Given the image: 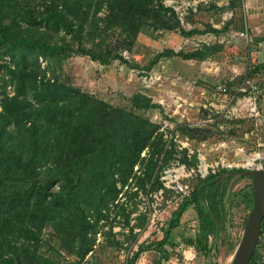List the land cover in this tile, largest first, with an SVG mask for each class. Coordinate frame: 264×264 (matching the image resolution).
Returning a JSON list of instances; mask_svg holds the SVG:
<instances>
[{
  "label": "trees",
  "instance_id": "trees-1",
  "mask_svg": "<svg viewBox=\"0 0 264 264\" xmlns=\"http://www.w3.org/2000/svg\"><path fill=\"white\" fill-rule=\"evenodd\" d=\"M146 25L178 28L186 36L206 31L183 28L174 8L163 0H0V264H63L60 250L84 264L124 186L135 188L125 191L128 198L163 187L160 172L177 153L179 162L197 167V153L188 156L187 148L178 150L172 130L166 129L172 133L167 139L160 123L143 113L161 110L151 97L135 92L130 99L133 109H126L58 77L49 67L52 59L72 55L100 64L119 60L138 66L129 63L121 49L130 48ZM113 34L115 43H106V36ZM212 51L203 45L179 55L203 60ZM171 54V49L156 52L142 69L150 70ZM262 70L264 63L250 68L252 75ZM176 127L184 136L199 131L198 139L205 138L203 130L189 123ZM241 170L221 167L199 178L191 196L172 212L162 238L140 242L126 264H135L152 247L158 252L154 264H164L170 231L191 204L198 231L182 235L183 242L209 259L231 253L238 239L229 243L233 174L214 179ZM245 195L251 206V183ZM115 206H120L128 225L132 210L125 212L123 202ZM140 219L142 225L146 215ZM46 229L54 236L53 250L44 248ZM111 229L108 224L105 234ZM132 230L130 225L129 235L135 238ZM250 261L264 263L259 240Z\"/></svg>",
  "mask_w": 264,
  "mask_h": 264
},
{
  "label": "rangeland",
  "instance_id": "rangeland-1",
  "mask_svg": "<svg viewBox=\"0 0 264 264\" xmlns=\"http://www.w3.org/2000/svg\"><path fill=\"white\" fill-rule=\"evenodd\" d=\"M163 2L174 8L183 28L206 31L186 36L180 33L178 28L154 29L146 25L141 28L130 48L121 49L123 57L138 66H131L119 60L100 64L88 56L72 55L65 59H52L49 64L52 73L126 109H133L130 99L135 92L144 93L160 104L161 110L153 109L143 113L160 123V129L164 130L167 139L171 138L172 133L166 129L172 130L173 141L176 142L178 150L187 148L188 156L197 153V167L179 162L177 153L168 166L163 168L174 169L190 188L199 178H204L209 172H217L221 167L241 168L243 171L264 168V70L254 75L250 72V68L257 63H264V0ZM208 26L222 29V32L217 34ZM244 27H247L253 38L249 44L235 34ZM116 38V34L107 35L105 41L114 44ZM203 45L215 50L203 60L185 59L179 55L182 51ZM164 49H171L172 54L160 58L150 70L142 69L156 52ZM39 61L45 66L42 59ZM247 79L253 81L256 88L251 92L236 93L237 87L242 86ZM237 100H240V103H237ZM250 100L255 101L258 110L256 115L250 114ZM235 107L237 111H233ZM182 122L203 130L201 133L205 138L198 139L199 131L191 138L182 135L176 127L177 123ZM177 163L183 164L184 167H178ZM232 174L228 195L231 215L230 244L237 238L238 243L244 219L251 207L249 200L245 198L251 177L244 173L245 176L241 178ZM133 189V186H124L117 199L110 205L107 224L103 231L96 233L84 264H126L140 242L158 241L162 238L166 223L181 199L171 189L166 188L161 196L158 195L160 187L148 190L147 193L139 192L138 196L128 198L125 191ZM121 202L124 203L125 212L132 210L129 213L128 225L120 213V206H115ZM134 204L136 208L133 207ZM143 213L146 219L140 225V216ZM108 224H112V229L110 233L105 234ZM130 225H133L132 233L135 238L129 235ZM197 231L198 217L191 204L183 213L179 225L170 231L165 245L168 259L177 255L180 260L177 264H228L236 246L231 253L230 250L221 252L219 256H211L210 259L203 254H197L193 248V259H183L182 250L186 248V244L182 235H194ZM44 232V248L55 249L57 246H54L56 244L51 231L46 229ZM261 238L262 236L259 243L264 242ZM115 239L121 243L115 244ZM59 253L63 264H80L75 256L63 250ZM157 256L158 252L152 247L143 251L135 264H154ZM164 264L171 263H167L166 259Z\"/></svg>",
  "mask_w": 264,
  "mask_h": 264
},
{
  "label": "water",
  "instance_id": "water-1",
  "mask_svg": "<svg viewBox=\"0 0 264 264\" xmlns=\"http://www.w3.org/2000/svg\"><path fill=\"white\" fill-rule=\"evenodd\" d=\"M249 174L251 176L252 203L245 219L239 241L228 264H248L259 238L262 236L261 223L264 216V168H253L246 171L226 172L214 180L230 174Z\"/></svg>",
  "mask_w": 264,
  "mask_h": 264
},
{
  "label": "built area",
  "instance_id": "built-area-1",
  "mask_svg": "<svg viewBox=\"0 0 264 264\" xmlns=\"http://www.w3.org/2000/svg\"><path fill=\"white\" fill-rule=\"evenodd\" d=\"M235 34L241 38H243L247 44L251 43L253 38L252 36L248 33V29L247 27H244V29L239 30L238 32H235ZM249 79L246 80V82L240 86L237 87V92H246L249 91L251 92L254 88H256L255 83H253V81L251 83ZM248 83V84H247ZM245 84H247L245 86ZM249 85V86H248ZM237 103H240V100H237ZM250 110L252 111L250 114H258V110H257V106L255 104L254 100H250ZM233 111H237V107L233 108ZM178 165V167H184L183 164H176ZM262 167V166H260ZM160 178L162 179V183H163V187H160V189L157 191L158 195H162L164 192V188L166 189H171V191H173L176 195H178V197L182 200L185 197H189L191 196V191L192 188H190L185 182H183L181 180V178L175 173L174 169H162V171L160 172ZM194 246L192 245H186V248H184L182 250L183 252V259L185 261L191 260L194 257V254H192ZM195 249V248H194ZM187 253L189 255H187ZM195 253V252H194ZM179 258L177 257V255L175 256H171L169 257V259H167V263H171V264H177L179 263Z\"/></svg>",
  "mask_w": 264,
  "mask_h": 264
},
{
  "label": "crops",
  "instance_id": "crops-1",
  "mask_svg": "<svg viewBox=\"0 0 264 264\" xmlns=\"http://www.w3.org/2000/svg\"><path fill=\"white\" fill-rule=\"evenodd\" d=\"M258 31V29L256 30V32ZM260 63H262V62H260ZM259 64V63H258ZM261 239H263L264 240V232L262 233V238ZM260 248H261V252H262V256L264 257V242L263 241H261V243H260ZM264 264V263H263Z\"/></svg>",
  "mask_w": 264,
  "mask_h": 264
}]
</instances>
